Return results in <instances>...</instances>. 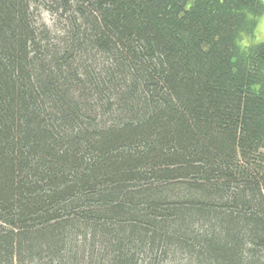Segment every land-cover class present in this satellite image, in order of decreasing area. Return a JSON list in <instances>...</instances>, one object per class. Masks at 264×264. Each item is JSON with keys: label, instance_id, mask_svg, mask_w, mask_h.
Here are the masks:
<instances>
[{"label": "trees", "instance_id": "16d2710c", "mask_svg": "<svg viewBox=\"0 0 264 264\" xmlns=\"http://www.w3.org/2000/svg\"><path fill=\"white\" fill-rule=\"evenodd\" d=\"M263 13L0 0V264H264Z\"/></svg>", "mask_w": 264, "mask_h": 264}, {"label": "rangeland", "instance_id": "374dc122", "mask_svg": "<svg viewBox=\"0 0 264 264\" xmlns=\"http://www.w3.org/2000/svg\"><path fill=\"white\" fill-rule=\"evenodd\" d=\"M264 5V0H262ZM43 20L49 22V14L47 12H41ZM248 41L246 36H243V42ZM252 42L264 41V13L257 17L253 35L251 37Z\"/></svg>", "mask_w": 264, "mask_h": 264}]
</instances>
